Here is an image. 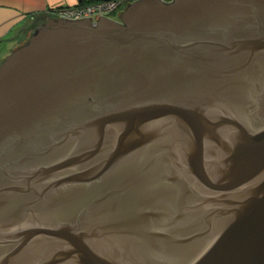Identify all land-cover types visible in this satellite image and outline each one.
<instances>
[{"label": "water", "instance_id": "95a60500", "mask_svg": "<svg viewBox=\"0 0 264 264\" xmlns=\"http://www.w3.org/2000/svg\"><path fill=\"white\" fill-rule=\"evenodd\" d=\"M123 7L0 60V264H264V0Z\"/></svg>", "mask_w": 264, "mask_h": 264}, {"label": "crops", "instance_id": "0c3cea01", "mask_svg": "<svg viewBox=\"0 0 264 264\" xmlns=\"http://www.w3.org/2000/svg\"><path fill=\"white\" fill-rule=\"evenodd\" d=\"M93 0H0V60L25 41L28 24L43 15L53 16L58 9Z\"/></svg>", "mask_w": 264, "mask_h": 264}, {"label": "built area", "instance_id": "2783aa9c", "mask_svg": "<svg viewBox=\"0 0 264 264\" xmlns=\"http://www.w3.org/2000/svg\"><path fill=\"white\" fill-rule=\"evenodd\" d=\"M139 0H99L87 3H80L74 7L58 9L53 12V16H63L69 19H77L91 16L92 21L97 23L96 16H104L108 19L118 17L121 11H124L123 3L132 4ZM165 2H173V0H163Z\"/></svg>", "mask_w": 264, "mask_h": 264}, {"label": "flooded vegetation", "instance_id": "af4514ba", "mask_svg": "<svg viewBox=\"0 0 264 264\" xmlns=\"http://www.w3.org/2000/svg\"><path fill=\"white\" fill-rule=\"evenodd\" d=\"M110 20H116V21H120V16H118L117 18L116 17H114V18H110ZM47 21V20H46ZM46 21H44L43 23H41V25L42 24H44ZM35 29V28H34ZM34 29L32 30V32H31V35L33 34V32H34Z\"/></svg>", "mask_w": 264, "mask_h": 264}, {"label": "rangeland", "instance_id": "374dc122", "mask_svg": "<svg viewBox=\"0 0 264 264\" xmlns=\"http://www.w3.org/2000/svg\"><path fill=\"white\" fill-rule=\"evenodd\" d=\"M74 7V6H73ZM69 8V7H68ZM53 15V14H52ZM30 33V31H28ZM29 34H27V36L25 37V41L23 43H25L28 40Z\"/></svg>", "mask_w": 264, "mask_h": 264}, {"label": "trees", "instance_id": "16d2710c", "mask_svg": "<svg viewBox=\"0 0 264 264\" xmlns=\"http://www.w3.org/2000/svg\"><path fill=\"white\" fill-rule=\"evenodd\" d=\"M93 1H99V0H93Z\"/></svg>", "mask_w": 264, "mask_h": 264}]
</instances>
